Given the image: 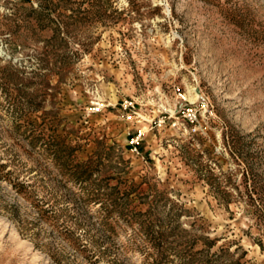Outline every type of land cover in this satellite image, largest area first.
<instances>
[{"label":"rangeland","instance_id":"374dc122","mask_svg":"<svg viewBox=\"0 0 264 264\" xmlns=\"http://www.w3.org/2000/svg\"><path fill=\"white\" fill-rule=\"evenodd\" d=\"M0 264H264V0H0Z\"/></svg>","mask_w":264,"mask_h":264},{"label":"bare ground","instance_id":"6f19581e","mask_svg":"<svg viewBox=\"0 0 264 264\" xmlns=\"http://www.w3.org/2000/svg\"><path fill=\"white\" fill-rule=\"evenodd\" d=\"M191 99H194V97L191 96Z\"/></svg>","mask_w":264,"mask_h":264}]
</instances>
